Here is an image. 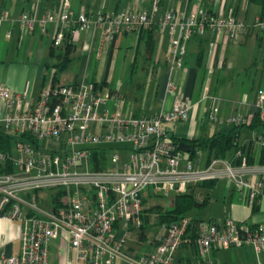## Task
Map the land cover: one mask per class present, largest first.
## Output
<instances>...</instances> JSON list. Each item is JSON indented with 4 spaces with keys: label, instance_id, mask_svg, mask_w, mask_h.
Returning a JSON list of instances; mask_svg holds the SVG:
<instances>
[{
    "label": "built area",
    "instance_id": "1",
    "mask_svg": "<svg viewBox=\"0 0 264 264\" xmlns=\"http://www.w3.org/2000/svg\"><path fill=\"white\" fill-rule=\"evenodd\" d=\"M9 19L10 12L1 8L0 24ZM16 21L30 33L56 25L53 45L76 29L102 25L103 32L111 34L139 32L155 24L167 36L170 67H181L192 36L208 31L223 46L243 36L250 25L264 27L259 18L249 25L231 14L198 6L168 8L159 14L156 0L145 10L126 6L91 14L74 12L68 0H58L39 16L35 8L21 11ZM207 97L203 87L201 99ZM122 103L117 91L91 83L48 85L35 101L0 86V130L28 137L15 140L10 152H0V162L8 160L15 168L0 173V218L20 224L19 250L8 256L0 252V264H48L53 240L58 264H219L210 252L244 245L256 255L264 250V229L257 224L231 217L158 221V213H149L144 206L149 198L182 194L197 182L224 179L252 207L264 200V163L248 162L236 150L229 158L212 157L195 165L198 157L176 155L163 127L188 118L191 105L186 100L174 99L170 108L153 115H134ZM216 111L214 105L204 107L202 120L249 125L256 117L261 124L247 143L264 151V93L256 94L248 114L221 117ZM102 150L105 166L90 169L92 152ZM55 189L62 193L53 203L44 191ZM155 221V230L142 231Z\"/></svg>",
    "mask_w": 264,
    "mask_h": 264
},
{
    "label": "crops",
    "instance_id": "2",
    "mask_svg": "<svg viewBox=\"0 0 264 264\" xmlns=\"http://www.w3.org/2000/svg\"><path fill=\"white\" fill-rule=\"evenodd\" d=\"M57 1L0 0V9L5 8L10 12V19L0 24V86L6 87L10 92L26 93L32 101H35L41 90L52 84L53 68L51 64L54 63L55 59L49 53V48L50 46H62L65 40L72 46L68 55L70 60L65 69L59 73L55 84H90L96 82L120 93L116 89L117 86L113 85L115 84L113 81L114 72L118 62L122 65V68L127 64L129 69H138L137 73L140 75L132 90L136 91L137 88H140L144 94L143 101L136 97L135 93H131L129 96L120 93L123 97V106L130 109L134 115H153L160 110L170 108L174 99L186 100L191 105L188 118L183 121L163 124L169 138H202L209 136L210 134H206V131L212 132L214 130L211 128L213 126L201 118L204 107L208 108L214 105L217 109L216 113L221 117L235 113L245 115L251 110V104L256 94L259 92L264 93L262 87L263 70L260 67L252 89L249 90L247 85L246 97L244 98L245 95L238 93L239 90L236 91L237 89L229 83V78L232 77L233 73L241 74V71L250 64L251 60L240 72H233L232 63L230 62V65H228L225 56L228 46L239 45L246 38H250L253 45L256 46V38L261 35V48L257 54V60L260 61L262 46L264 45V27L259 29L250 24L254 18L264 21V5L260 8L256 2L242 0V7L239 8V5H233V0H231L227 11L219 13L231 14L241 19L250 25L248 31L243 36L231 42L229 41L223 46L220 43H215L212 34L208 31L202 36L192 37L185 45L183 60L186 61V64L181 65V67H170L167 60V36L164 32L156 29L152 31L153 50L147 56L144 52V41L138 37L140 31H122L110 34L103 32L102 25L91 26L76 29L72 35H66L59 45H53L52 37L56 25L47 24L44 32H40L36 28L30 33L26 32L16 21V15L21 11L35 8L36 14L39 16L44 9L56 5ZM68 2L70 9L74 12L83 11L91 14L96 11L117 12L126 6L135 7L137 10H145L149 8L151 0H68ZM249 3L252 4V7L247 11ZM221 6H223V3ZM192 7H197L194 6L192 0H167L164 6L158 10V13L160 14L168 8L178 10ZM207 10L212 11V9ZM247 14H250V16L248 17ZM6 32L9 33L6 34ZM199 48L202 49V56L200 66H197L194 64L193 57ZM219 60L221 61L220 65H218ZM130 72H132V69H130ZM203 87L208 96L207 99H201ZM225 127L226 125L217 126V131ZM247 131L251 132V130ZM249 139L250 137L239 144H243L244 151L247 150L248 154L253 157L252 162H257L260 149L249 142L247 143ZM178 146L180 158L195 160L198 157L199 162L195 165L205 163L203 152L199 151L198 154L191 156V153L186 151L190 149L189 144L178 142ZM216 185L221 189V201H229L232 205L230 215L225 217L257 224L264 229V209L262 208L264 200H257L252 207H249L232 185L224 180H217L210 187L195 186L192 190L199 199L207 198V204L209 201L208 192ZM19 227V221L0 218V252L5 256L15 254L19 250ZM53 242L56 241L53 240ZM228 249H217L210 252L209 255L217 262L216 252ZM53 251H55L54 254L49 250V257H52L50 263L58 264L56 246H54ZM263 251L261 250L258 254ZM218 263L237 264L222 261Z\"/></svg>",
    "mask_w": 264,
    "mask_h": 264
},
{
    "label": "trees",
    "instance_id": "3",
    "mask_svg": "<svg viewBox=\"0 0 264 264\" xmlns=\"http://www.w3.org/2000/svg\"><path fill=\"white\" fill-rule=\"evenodd\" d=\"M152 1V0H151ZM167 0H156V4L158 6V10L164 6L165 2ZM251 2H256L259 4V7L262 8L264 5V0H248ZM258 1V2H257ZM151 3V2H150ZM199 7V6H198ZM210 11V10H209ZM213 12V11H212ZM156 25L152 24V26L149 29L140 30L139 32V39H143L144 46V52H146V55L153 50V39H152V31L155 29ZM192 37H198V36H192ZM262 36L259 35L256 38V46H255V53L250 61V64L241 71V75H243L244 80L248 81V89L251 90L254 86L256 75L258 72V68L260 67L263 70V82L262 87L264 88V45L262 46V53H261V59L258 62L257 60V54L259 52V49L261 48ZM56 49V50H55ZM72 46L67 41H63L62 46H50L49 53L54 57L55 61L51 64V67L53 68L52 72V84L54 85L57 82V78L60 72H62L66 65L68 64V61L70 60L68 55L71 52ZM202 56V49L199 48V50L194 55V64L197 66H200ZM184 58V57H183ZM186 61L182 59V64L185 65ZM223 65V64H222ZM221 65V67H222ZM47 67V65H46ZM93 86H103L102 83H91ZM260 122L257 120L256 117H254L249 125H241V124H230L227 125L225 128L218 130L215 133L210 134L209 136L202 137V138H175L170 137L172 146L174 149V152L176 155L180 157L178 154L180 149L178 146V142L187 143L190 145V149L186 150L187 152L191 153V156L196 154L197 151H201L205 155V163H207L210 158L212 157H219V158H225L228 156H232L236 150H239L241 153L246 155V158L248 162L253 161V157L248 154V151L246 152L243 149V144H239L237 142V138L239 136V133L242 128H245L247 130L254 131L260 126ZM27 136L23 134H19L17 136H12L4 131L0 130V152H10L13 142L15 140H27ZM112 146H107L106 148H111ZM103 148V146H102ZM97 154L99 158H97ZM92 159L91 163L89 165L90 169H101L105 166V160H106V153L104 150L102 151H93L92 152ZM257 162L264 163V151L260 149V152L257 157ZM15 171V168L13 165L7 160L3 161V163L0 162V173H8ZM215 180H204L197 182L193 185L188 186V190L182 194H176L173 196L172 205L169 209H164L161 211V208L159 206L150 207L146 210H153L155 212H158L157 219L158 221H167V222H173L177 220L180 217L186 216V212L193 209V208H202L206 202L207 198L199 199L195 193L193 192L192 188L195 186H212L214 184ZM52 192V191H51ZM51 192L47 193V198L53 202L56 203L58 201V196L61 195L62 190L61 189H55V192L51 194ZM143 223L146 222L147 216L143 215ZM197 218H193L192 221H195Z\"/></svg>",
    "mask_w": 264,
    "mask_h": 264
},
{
    "label": "rangeland",
    "instance_id": "4",
    "mask_svg": "<svg viewBox=\"0 0 264 264\" xmlns=\"http://www.w3.org/2000/svg\"><path fill=\"white\" fill-rule=\"evenodd\" d=\"M33 1V0H32ZM225 1V3H224ZM231 0H192L194 6H199L203 9H212V11H216V13H224L227 11V7L229 6ZM242 0H233V5H239V8L242 7ZM223 3V6H221ZM247 11H249V8L252 7V4L249 3ZM224 7V8H222ZM248 17L250 14H247ZM255 53V46L253 45L250 38H246L245 41H243L239 45H230L226 49V59L228 62V65H230V62L232 63L231 66H233L232 71L237 72L248 65L249 61L251 60V57ZM130 69H132V72H130ZM126 64V66L122 68V65H120L118 62L116 63V68L114 72V78L113 81L115 84L114 86H117L116 89L122 94L129 96L131 93H135V96L140 98L141 101H143V92L140 90V88H137L136 91L132 90V87L135 85V83L139 80L140 75L137 73L138 69L136 68H130ZM229 83L234 86L238 91V93H242L245 95L247 91V84L248 81L244 80L243 75L235 74L233 73L232 77L229 78ZM244 98L246 97L243 96ZM109 109H111V103L110 101L106 104ZM209 124V123H208ZM213 127L212 132L206 131V134H211L215 131H217V125L209 124ZM222 126V125H221ZM252 136V132L247 131V129L242 128L240 131V134L238 136V143H242L245 141V139H248ZM224 180V179H218V181ZM217 181V180H216ZM226 181V180H224ZM45 196H47V193L51 192L50 190H45ZM55 192V190H52L51 194ZM209 201L207 204H205L202 208H193L186 212L187 217L191 218H197V219H207L209 217H214L216 219H221L227 215H230L231 213V202L224 200V202L221 201V189L218 185H216L214 188L209 190ZM61 196V195H60ZM58 196V198L60 197ZM173 195H169L168 197H159V198H149L144 202V206L149 209L150 207L154 206H162L164 209L171 208L172 205V199ZM48 199V198H47ZM37 204L40 203L37 201ZM47 205V201L42 203V206L45 207ZM264 205V204H263ZM264 209V206H262ZM149 213H158L153 210H147ZM146 227L142 230L145 231V233L149 232L150 230H155V225H157L156 221L154 226H151L150 224H145ZM57 243L53 242L50 246L49 250L51 253L54 254V246H56ZM143 249V248H142ZM49 252V253H50ZM217 262H234L237 264H256V262L259 260L261 263L264 262V251L258 254H254L252 248L249 245H244L241 247H230L228 250H220L216 252ZM260 255V256H259ZM50 256V254H49ZM48 256V263H50L51 258ZM58 261V258H57Z\"/></svg>",
    "mask_w": 264,
    "mask_h": 264
}]
</instances>
